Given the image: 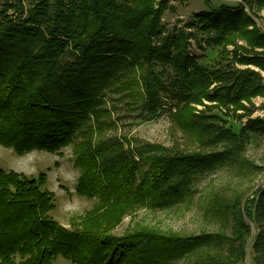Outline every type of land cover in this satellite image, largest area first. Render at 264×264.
<instances>
[{
  "label": "trees",
  "instance_id": "trees-1",
  "mask_svg": "<svg viewBox=\"0 0 264 264\" xmlns=\"http://www.w3.org/2000/svg\"><path fill=\"white\" fill-rule=\"evenodd\" d=\"M29 1L27 9L22 0L1 5L0 144L17 154L71 145L79 170L75 193L96 203L66 229L50 216L55 199L44 187V176L28 177L0 165V264H53L58 257L73 264H175L180 257L185 264L243 261L250 230L240 196L225 204L216 200L207 210L224 225L232 221L229 233L223 226L181 236L144 225L127 228L121 236L110 232L140 208L161 210L188 202L196 175L242 153L248 132L262 122L250 121L232 133L217 116L196 112L193 105L205 99L243 109L241 101L264 93L258 76L229 66L207 69L188 54L183 34L162 37L163 2ZM195 18L214 45L243 39L249 48H264V36L249 29L252 24L239 7L209 8ZM239 62L264 69L259 58ZM164 97L175 101L169 115L199 149H222L186 151L144 143L134 154L127 152V138L106 135L117 129L115 102L155 115ZM254 218L262 230L253 244V260L264 264V189Z\"/></svg>",
  "mask_w": 264,
  "mask_h": 264
},
{
  "label": "rangeland",
  "instance_id": "rangeland-1",
  "mask_svg": "<svg viewBox=\"0 0 264 264\" xmlns=\"http://www.w3.org/2000/svg\"><path fill=\"white\" fill-rule=\"evenodd\" d=\"M4 1L6 0H0V10ZM155 2H163L164 9L160 16L162 37L183 34L186 51L195 57L199 64L207 69H226L229 66L231 69L255 73L264 89V69L239 62L250 57L264 60V48L258 46L249 48L243 39H236L234 45H214L210 42L211 34L202 31L195 18L196 14L209 8L239 7L252 24L249 29L264 36L263 0H155ZM22 3L26 9L29 8V0H22ZM156 44L157 40H154L153 45ZM241 48L247 49L246 53ZM236 54L238 60L234 56ZM123 103L115 102L112 118L116 121L117 129L108 131L106 135L127 138L130 142L127 152L136 154V148L144 143L173 146L186 151L218 152L222 149L220 145L198 148L193 137L182 131L170 117L169 110L175 103L173 99L164 97L163 106L155 115H141L138 109ZM241 104L243 109L240 110L235 109L233 105L215 106V103L205 99L193 105L196 112L203 111L217 116L220 126L232 133H238L250 121L262 122V127L248 132V140L240 155L227 161L223 166H216L210 171L196 175L190 185L193 197L188 202L161 210L140 208L135 214L124 216L110 234L121 236L127 228L135 225H144L181 236L215 232L223 226L225 232L229 233L232 221L228 220L227 225L226 223L224 225L222 219L217 217L214 219L207 210L216 200L225 204L230 203L235 196H240L239 208L250 234L244 249V259L239 264H255L253 244L262 230L261 222L254 218V208L259 192L264 189V93L251 97L248 101H241ZM0 165L7 171H15L28 177L44 176L46 179L44 187L55 199V209L50 216L66 229L73 228L72 220L77 217L79 221L96 203L95 199H87L75 193L79 170L74 165L71 145L63 146L56 152L36 149L17 154L12 148L0 144ZM245 209L250 211V216L245 214ZM262 223L264 224V221ZM185 263L186 259L183 257L175 261V264ZM53 264L73 263L58 257Z\"/></svg>",
  "mask_w": 264,
  "mask_h": 264
}]
</instances>
